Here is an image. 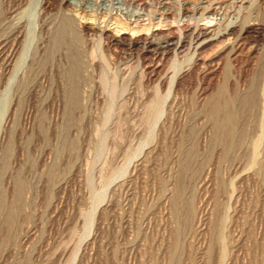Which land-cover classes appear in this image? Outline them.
I'll use <instances>...</instances> for the list:
<instances>
[{"label":"rangeland","instance_id":"obj_1","mask_svg":"<svg viewBox=\"0 0 264 264\" xmlns=\"http://www.w3.org/2000/svg\"><path fill=\"white\" fill-rule=\"evenodd\" d=\"M248 16L262 19L260 0H0V264H264L261 54L213 70L190 52L151 72L145 40ZM159 79L165 101H152ZM226 103L238 115L219 131Z\"/></svg>","mask_w":264,"mask_h":264},{"label":"bare ground","instance_id":"obj_2","mask_svg":"<svg viewBox=\"0 0 264 264\" xmlns=\"http://www.w3.org/2000/svg\"><path fill=\"white\" fill-rule=\"evenodd\" d=\"M50 2L51 1H49L48 3ZM260 2H261L262 10H263L262 19H258L256 16L255 17L248 16V17L243 18V20L239 21V23H236L233 25L230 24V26H226V28L223 29L224 31L220 29L222 26L219 29H217V28H212L214 26H210V25L209 26L205 25V27L203 26L196 27L197 26L196 24V26L194 27L190 24L188 25L186 24V26L181 28L180 31L175 30V31H169V32H164V31H160L157 33L153 32L152 37L150 38L145 37L146 44H147L146 53H148V55L149 54L154 55L155 57L159 58V61H160L157 64V66L151 70V72L155 70L160 72L158 65L162 64V62H164L165 60L172 59L173 63L171 64V67L175 68V64L177 65L178 63L177 61L182 56H186L190 52L192 54L191 57H193V64L191 65L192 68H195L201 65L205 68H208V69L214 68L213 70H216L219 68L220 63L224 59H227L230 62L231 68H234L236 66L235 62L237 61L239 57L243 55H248V56L257 55L258 53L261 54L263 61H264V0H260ZM86 23L81 26L84 32L91 34V35L93 34V36L97 37L96 33L99 30H96V28L93 25H91L92 23L91 24H86ZM118 24H119L118 26L120 29H127V30L130 29L128 25H124V24L121 25L122 23H118ZM69 26H70V23L67 22L63 24V26L56 32L55 38H54L55 46H60L66 43V40H67L66 37L67 38L69 37L67 36V32H68L67 30ZM148 29H150V27L142 28V29H135V28L132 29L131 28L130 30H134L135 32L138 33L140 31L143 32V30H148ZM99 32L98 34L101 33ZM126 38L127 37L125 36H118V35L117 36H114V35L107 36V40H106L107 45L115 46L117 49H120V48L124 49L125 47H127L125 42L128 39ZM142 39L143 37L141 36H136V37L131 36L128 41L129 44L128 43L127 44L132 49L135 47L137 49L138 48L137 46L140 45ZM100 44H101L100 40H93L92 49L90 51V54L93 60L96 59L98 57V53L100 54L101 52ZM100 60H102L103 61L102 63H105L106 66H109L108 60L106 59L105 55L101 56ZM180 69H182V67ZM148 70L149 68L145 67L143 68L142 73H146ZM104 73L105 72L102 71L101 85L103 86L105 90H107L108 92L107 95H109V101H116V99L119 97L117 89L111 85V83L105 77ZM177 76L178 74H174L170 77V79H168V83L170 84V86L175 82L174 80L177 79ZM77 77H78V70H77L76 64H74L72 70L70 71V78L72 81V85L70 84L71 90L69 93L70 101H76L77 90L75 88V81ZM164 81L165 80H162V79L158 80L156 86L154 87L155 99H151L152 101H165L166 96L161 94V90L163 86L166 84V81L165 82ZM221 113H223L222 116H220ZM237 115L238 113L234 109L233 103H226L223 107L218 106L216 109H214L212 113V116L215 119L216 126L219 129V131H222L225 128V126L227 127L228 130L233 129ZM12 220H13V214H9L8 221L11 222Z\"/></svg>","mask_w":264,"mask_h":264}]
</instances>
